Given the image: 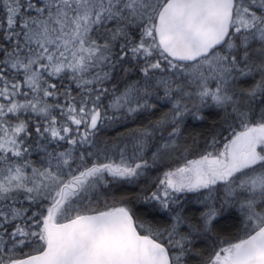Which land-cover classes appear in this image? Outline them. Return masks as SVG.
Masks as SVG:
<instances>
[{"label": "snow or ice", "instance_id": "snow-or-ice-1", "mask_svg": "<svg viewBox=\"0 0 264 264\" xmlns=\"http://www.w3.org/2000/svg\"><path fill=\"white\" fill-rule=\"evenodd\" d=\"M0 264H264V0H0Z\"/></svg>", "mask_w": 264, "mask_h": 264}]
</instances>
